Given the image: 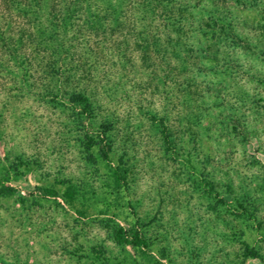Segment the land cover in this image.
Listing matches in <instances>:
<instances>
[{
    "label": "rangeland",
    "instance_id": "374dc122",
    "mask_svg": "<svg viewBox=\"0 0 264 264\" xmlns=\"http://www.w3.org/2000/svg\"><path fill=\"white\" fill-rule=\"evenodd\" d=\"M240 25L251 49L219 53L222 68L245 63L227 73L184 48H148L142 61L131 45L124 56L114 34L102 63L75 81L94 102L93 117L80 122L66 96L21 87L12 67L0 88V176L12 164L17 176L14 194L0 195V264H147L114 240L117 225H137L164 264H264V0ZM182 37L196 44L195 34ZM85 134L96 140L97 162L87 158ZM108 147L112 166L121 160L126 172L116 205L99 156ZM68 182L84 195L86 217L35 189L61 192ZM243 197L254 201L260 229L235 217ZM252 246L262 258L246 254Z\"/></svg>",
    "mask_w": 264,
    "mask_h": 264
},
{
    "label": "trees",
    "instance_id": "16d2710c",
    "mask_svg": "<svg viewBox=\"0 0 264 264\" xmlns=\"http://www.w3.org/2000/svg\"><path fill=\"white\" fill-rule=\"evenodd\" d=\"M255 1L0 0V88L2 79L10 81L8 76L13 75L10 72L13 67L21 72L18 75L21 87H41L43 95L54 99L66 96L65 101L71 105L79 122L83 116L92 118V97L75 81L90 76L91 70L87 66H94L95 69L102 63L104 46L114 34L123 37L117 47L124 46L121 47L125 49L124 56L131 45L136 52H141L142 61L146 60L143 55L147 54L148 48L155 52L171 50L173 53L178 48H184L199 64L204 59L213 65V70L221 68L220 71L227 73L229 69L244 67L245 63L233 58L224 65V69L219 65L217 55H230L238 48L251 49L243 35L240 20L241 13L254 7ZM169 30L175 31V38L169 35ZM188 32L196 35V44L192 46L182 37ZM128 38H133V43ZM141 39L143 43L138 41ZM102 133L105 134V131ZM84 138L87 158L97 162L92 151L96 145L95 138L87 134ZM164 140L167 145L171 143L168 133ZM109 150L108 147L100 151L99 156L105 160L109 171V194L113 195L112 202L116 205L126 185V172L121 160L112 166L108 158ZM25 163L19 161L20 165L25 166ZM16 172L17 166L13 164L5 168V174L0 176V195L14 194L15 187L10 183L16 180ZM204 182L212 192V182ZM35 189L43 196H60L63 203L79 216L86 217L89 205L82 201L84 195L74 184L68 182L61 192L53 185H40ZM218 202L226 203L223 198H219ZM233 206L235 217L247 227L253 228L257 223V228H261L254 201L247 197L236 198ZM113 238L117 243L138 251L147 264H164L151 253L149 243L137 225L128 228L117 225L113 229ZM246 254L262 258L253 246L246 250Z\"/></svg>",
    "mask_w": 264,
    "mask_h": 264
}]
</instances>
